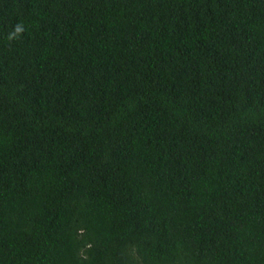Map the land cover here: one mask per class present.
Here are the masks:
<instances>
[{"label":"trees","instance_id":"1","mask_svg":"<svg viewBox=\"0 0 264 264\" xmlns=\"http://www.w3.org/2000/svg\"><path fill=\"white\" fill-rule=\"evenodd\" d=\"M0 264H264V0H0Z\"/></svg>","mask_w":264,"mask_h":264},{"label":"clouds","instance_id":"2","mask_svg":"<svg viewBox=\"0 0 264 264\" xmlns=\"http://www.w3.org/2000/svg\"><path fill=\"white\" fill-rule=\"evenodd\" d=\"M16 30L19 32L21 29H20V27L18 26Z\"/></svg>","mask_w":264,"mask_h":264}]
</instances>
